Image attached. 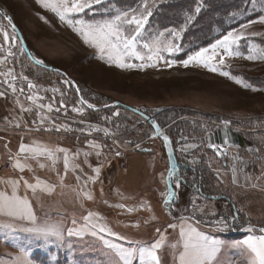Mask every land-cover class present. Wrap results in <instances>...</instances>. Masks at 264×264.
Returning <instances> with one entry per match:
<instances>
[{"label": "rangeland", "instance_id": "rangeland-1", "mask_svg": "<svg viewBox=\"0 0 264 264\" xmlns=\"http://www.w3.org/2000/svg\"><path fill=\"white\" fill-rule=\"evenodd\" d=\"M164 1L167 0H154L152 14ZM193 1L192 10L201 8L202 0ZM54 2L58 3L59 0ZM139 3L101 0V3H93L91 8H85L84 12L73 14V26L79 27L75 24L77 18L89 23L109 19L118 11L136 8ZM169 4L172 10L182 8L184 22L179 26L159 22L153 24L151 15L145 24L141 45L151 43L159 33L164 32V36L158 38L171 41L180 48L171 57L165 53V59L175 62L169 66L165 59L145 61L146 65L152 63L154 66L141 68V61L127 59L126 63H135L137 67L122 68L110 62L107 56L101 59L98 50L85 44L83 38L73 31V26L60 21L54 12L37 0H0V10L8 17H0V60L5 61L0 64V72H13L16 91L14 93L7 83H2L11 80L5 75H0V86L21 97L23 104L31 109L32 124L36 123L40 130L60 136L61 140L79 149L76 152L71 148L72 152L67 151V170L64 161L61 165L65 183H73L77 187L60 186L47 167L51 177L46 180L44 190L49 196L47 206H58L60 203L62 209L75 212L78 220L73 218L67 222L59 216V221L57 218L48 219L31 227L0 224V264H123L118 249H139L153 243L162 244L158 250L160 264H178V255L170 245L179 239L181 224L185 227L195 226L222 243V250L213 264H246L241 249L234 245L249 235L261 234L259 229L264 227L261 225L264 224V60H249L246 57L250 45L264 47V24L251 23L247 29L241 28V24L230 30L237 34L244 33L246 39L238 42L239 56H229L222 49L219 50L211 61L218 71H210L196 61L185 67L182 61L187 59L188 54L199 50L194 49V44H189L187 40L190 34L186 32L193 13L187 7H181V0H172ZM208 11L211 10L208 8ZM254 14L264 15L262 0H255V3L248 0L246 12L240 18L244 21ZM259 17L251 21H258ZM12 23L20 30L36 60L42 62L46 69L34 65L24 54L20 37L13 31ZM166 30H173L177 36H170ZM5 33L8 35L7 41L4 40ZM212 44L207 46L208 55L212 54ZM9 51L14 55L9 56ZM184 54V59H178ZM221 55L224 56L223 64L219 63ZM18 58L25 60L31 76L16 67L18 64L15 65L14 60L19 61ZM221 71L229 75H221ZM46 74L52 82L43 81L47 79ZM69 79L94 108L79 103L74 85L66 83ZM237 79L243 84L236 83ZM29 83L35 87L28 89ZM245 84L248 87L243 86ZM21 88L24 89L23 93ZM28 96H33L34 101L28 100ZM40 104L51 105L52 111L49 112L47 107L41 109ZM121 104L144 110L151 118L160 120L166 133H170V143L177 154L192 151L196 158L199 151L207 153L202 145L223 144L228 150L225 155L229 163L228 171L223 170L225 168L219 163L214 170L234 190L236 198L233 202L237 204L239 213L252 219V226H257L252 227L255 232L245 230L242 233L237 227H230L228 222L226 229L218 231L212 225H218L223 220L213 217L202 220L200 224L188 217L172 219L165 209L173 194L167 183L162 203L163 179L169 169L165 148L169 145L154 136L152 126L145 119L126 111L120 107ZM110 106H113L110 114H104ZM74 107L82 109V113L73 111ZM41 116L44 117L43 121ZM74 121L78 122L77 126ZM57 127L59 131H56ZM186 127L189 130L187 134ZM232 127L247 137L249 144L245 148L241 149L230 141L228 134L235 131L231 130ZM217 131L221 133V140H217ZM172 132H176V135ZM110 134L117 142L109 138ZM86 144L99 146L108 151L110 157L95 150V160H87L81 156ZM136 152L146 155L134 158ZM213 158L214 154L208 152L209 166L214 163ZM240 197H246L245 205ZM134 209L136 213H130ZM200 209L204 211L205 206ZM89 213L93 215L87 221L84 217ZM93 224L95 228H92ZM51 226L60 229L61 238L24 230ZM100 228L105 231H99ZM107 230L122 239L107 235ZM69 231L74 234L69 236ZM22 252L28 253L27 258ZM132 264H142L138 251L132 257Z\"/></svg>", "mask_w": 264, "mask_h": 264}, {"label": "snow or ice", "instance_id": "snow-or-ice-1", "mask_svg": "<svg viewBox=\"0 0 264 264\" xmlns=\"http://www.w3.org/2000/svg\"><path fill=\"white\" fill-rule=\"evenodd\" d=\"M38 3H41L46 9H50L55 15L59 18L60 21L66 22L69 26H73V19L71 18L73 14L78 15L79 13L84 12L85 8H91L93 3L99 4L101 0H59V2H54V0H37ZM255 3V0H252ZM264 2V0H262ZM154 7V0H140V3L136 8L118 11L114 16L109 19L96 20L93 22H86L82 19H75V24L79 27L73 26V31H76L84 40L85 44H88L98 50L101 54L100 58L104 59L107 56L110 62H114L117 67L122 68H135L137 65L135 63H126L127 59L139 60L142 63L140 67L145 66H154L152 63L147 65L144 63L157 61L160 59H165V53L168 57L173 56L174 54L180 51L179 46L173 44L171 41H161L158 37L164 36V32L158 34V37L152 40L151 43L145 42L141 45V40L145 31V24L148 21V18L152 15V8ZM200 8L197 7L196 11L199 12ZM259 22L264 24V15H261L258 18V21H249L241 25V28L247 29L251 23ZM14 31V29H13ZM168 34L172 37H176L177 33L173 30H166ZM246 39L244 33H239L234 31H228L220 39H217L211 47V55H208L209 48H201L194 53H190L187 56V59L182 61L183 65L187 67L190 62L196 61L197 63L203 64L204 67H207L210 71L216 72L218 69L211 64V61L219 54V50H223L229 56H239V41ZM4 40H8V35L5 33ZM249 55L247 59L249 60H264V47H253L249 46ZM9 56L14 55L12 52H8ZM5 61L0 60V64H3ZM165 62L171 66L175 61L172 59H165ZM37 63H42L37 61ZM220 64L224 63V56H220ZM221 75H229V73L221 71ZM0 75H5L10 77L11 80L3 81L2 83H7L8 86L15 93L16 86L13 81L16 80V76L11 70L7 72H0ZM24 79H27L25 77ZM66 83L71 84V81H66ZM236 83L243 84L239 79L236 80ZM248 87V85H243ZM35 87L33 84L29 83L27 85L28 89ZM78 90V89H77ZM254 91L256 89H253ZM20 91L23 93L24 89L21 88ZM4 93L0 92V96H3ZM28 100L34 101L33 96H28ZM39 99H43L39 97ZM79 103L81 105L86 104L87 102L81 98ZM63 106V105H62ZM47 107L49 112L52 111L51 105L45 106L40 104V108L43 109ZM88 108H94L92 104H87ZM26 111H31V109H22ZM59 109H57L58 111ZM75 112H81L80 108H73ZM44 117L41 116L43 121ZM60 129L57 127L56 131ZM67 130V129H65ZM159 131V129H157ZM95 146V145H93ZM20 153L30 154L32 158L37 156L44 155L49 159H53L55 163V153L62 152L64 153L63 161L65 170L68 169L69 165V156L67 150L62 148H57L55 151L41 148L37 146H26L24 144L20 145ZM87 155V154H85ZM15 167L19 168L20 171H23V166L20 165L17 161ZM98 173V169H96ZM23 179V178H21ZM79 180V177H77ZM233 181L235 182V176H233ZM26 187L32 188V185L28 181H24ZM179 182H177L178 184ZM19 182L12 183V194L6 195L5 193H0V214H6L9 217L19 218L23 220L25 218L32 219V213L28 201L24 198H21L17 195V189ZM34 190V189H33ZM195 206V202H193ZM92 213H89L88 216L84 217L85 220L90 221ZM183 219V218H181ZM96 225L93 224L92 228H95ZM170 227L175 228L176 225H170ZM212 227H215L218 231L224 230L228 227L227 221L220 222L218 225L214 224ZM25 231L35 233L37 235L44 236H54L56 238H61L62 233L60 229L56 226H51L43 229H34L26 228ZM249 233H254L255 230L249 226L246 229ZM99 231L104 232V228H100ZM261 234H252L249 235L246 239L238 242L234 247L241 249V254L245 257L246 264H264V227L259 229ZM74 233L72 231L68 232V235L71 236ZM78 235V233H76ZM107 235L116 236L117 239H122V237L117 236L116 233L107 230ZM115 247V246H112ZM162 247L161 243H153L150 246H142L139 249H118V254L120 259L123 261V264H132V257H134L139 252V257L142 261V264H160V257L158 255V250ZM171 249L175 251V254L178 255V264H213V261L217 258L218 254L222 250V243L211 237L210 235L205 234L202 230H198L195 226L185 227L183 224L180 226L179 230V239L176 243L170 245ZM22 255L27 258L28 253L22 252ZM19 259V258H17Z\"/></svg>", "mask_w": 264, "mask_h": 264}, {"label": "trees", "instance_id": "trees-1", "mask_svg": "<svg viewBox=\"0 0 264 264\" xmlns=\"http://www.w3.org/2000/svg\"><path fill=\"white\" fill-rule=\"evenodd\" d=\"M139 1L140 0H125V2L130 4H137ZM171 1L172 0H167L161 4H158L156 10L153 11L151 16V22L153 24L155 22H159L162 25L179 26L184 22L181 12L182 8L179 7L178 9L176 7V9L172 10V7L169 4ZM193 2V0H181V7H187L188 9H185L193 13L192 21L189 23L186 33L187 35L190 34V36L187 37V40L189 44H194V49H201L203 47L205 48L215 42L217 39L221 38L228 31L240 26L244 22L251 21L260 16V14H254L252 17H248L242 21L243 19H241L240 16L245 14L248 0H202L200 3V13L197 12L195 8L192 10ZM208 8L211 11H208ZM0 17L4 19L8 18L5 16V13H2L1 10ZM20 45L24 54L34 65L45 68L44 66L36 64V55L32 52L30 47L28 48L33 58L29 57V55L25 52L21 42ZM185 56L186 54L181 55L178 57V59L182 60L185 58ZM18 60L19 61L14 60V64H18L16 67L24 70L26 75L31 76L29 67L25 63V60L23 58L22 60L18 58ZM46 78L47 79L43 80L45 83L52 82V79L49 77V75L46 74ZM59 85L64 86V84L61 83ZM73 88L76 92L77 98L79 100L83 98L87 102L84 104L87 107L88 101L86 97H84L83 93H80L81 96H79V89L77 90L75 87ZM112 107L110 106L106 108L104 114H110ZM120 107L122 106L120 105ZM125 110L141 117L140 115L133 113L128 109ZM138 110L149 116L144 110ZM98 111H100V109H98ZM153 122H157L160 127L163 128L160 120H156L154 118ZM76 123L78 122L74 121V124ZM231 130L235 131H231V133L228 134L230 141L241 149L245 148L249 144L248 140H246L247 137L239 133L237 129L233 128ZM188 131L189 130L186 127L185 133L187 134ZM172 133L176 135V132ZM166 134L172 138L169 132ZM216 134L218 136L217 140H221V133L217 131ZM205 137L201 138V142L204 141ZM213 144L214 143L209 144L207 147L202 145L207 153H204V151L201 153L199 151V154L196 158L194 157V154H192V151H180L177 154L172 143H170V145L165 148V151L168 155L169 167L170 165L173 166V171L170 174V183L172 184V187L176 193L175 198L172 199L170 203H168L166 209L172 219L180 220L182 217H188L200 224L202 220L213 217L215 220L218 219L227 221L230 227L235 226L237 227L236 229L238 231L241 230V232L244 233L249 226L254 225V222L245 214L239 213L237 204L233 202V199L236 198L234 190L231 188V186H227L226 180H224V178L214 170L219 163L225 168L223 170L228 171L227 168L229 167V163L226 156L220 157L210 149V146ZM173 148L174 152L172 153ZM208 152L214 154V158L212 160L214 163L211 164L212 166H209V162L207 160ZM177 182L179 183L177 184ZM240 198L241 202H243L245 205L246 197ZM193 202H195V206ZM202 206H205L204 211H201L200 209ZM261 225L264 226V224ZM230 232L231 231H229V234H231Z\"/></svg>", "mask_w": 264, "mask_h": 264}, {"label": "crops", "instance_id": "crops-1", "mask_svg": "<svg viewBox=\"0 0 264 264\" xmlns=\"http://www.w3.org/2000/svg\"><path fill=\"white\" fill-rule=\"evenodd\" d=\"M0 92L4 93L3 96H0V162H5L8 159H12V171L0 175V193H5L6 195L10 196L12 194V183L18 181L19 186L17 189V195L28 201L30 211L32 213V219L25 218L23 220L9 217L6 214H0V224H15L18 226L22 224L31 227L37 225L40 222L47 221L48 219L57 218L59 221V216L60 219L65 218L67 222L72 221L73 218L78 220V216L75 214V212L62 209V205L60 203L58 206H47V200L49 196L44 193V190L46 186V180H48V177H51L48 174L47 167L51 170L53 174L52 177L54 176L55 180H58L57 183L60 186L67 185L65 187H77V185L73 183H71L72 185L65 183L63 175L64 171H62L61 167L63 162L62 152H59L60 155H58L57 152L55 153L54 163L53 159H49L44 155L32 158L30 154L20 153L19 148L21 144H24L26 146H37L53 151H55L57 148L64 149L63 147H65V150L70 152H72L71 149H75V152L79 149L74 147V145L71 143L61 140L60 136L47 134V132L40 130L39 127L36 126V123L32 124L31 111L22 110L28 108L21 101V97L14 95L12 92L2 88L1 86ZM93 145L86 144V147L81 150V156L87 160L89 158L90 161H94V152L95 150H98L102 152L104 156L106 155L105 157H110L108 151H105L99 146L95 147ZM118 155L119 154H117V156ZM144 155H146V153L144 154L136 152L133 156L134 158H138ZM17 161H19L20 165L23 166V171H20L19 168L15 167ZM25 180L28 181L30 185H32V188L26 187L24 183ZM163 181L164 190L162 193V203L166 192V174ZM125 206L128 205L125 204ZM130 213H136V209Z\"/></svg>", "mask_w": 264, "mask_h": 264}, {"label": "water", "instance_id": "water-1", "mask_svg": "<svg viewBox=\"0 0 264 264\" xmlns=\"http://www.w3.org/2000/svg\"><path fill=\"white\" fill-rule=\"evenodd\" d=\"M12 26H13V28L15 29V31L17 32V34L19 35V37H20V42H21V44H22V46H23L25 52L29 55V57L33 58L32 55H31V53H30V50H29V48H28V45H27V43L25 42V40H24V38H23V36H22L20 30L16 27V25H15L14 23H12ZM34 61H35V60H34ZM35 62H36V64H38V65L44 66V65L41 64V63H37V61H35ZM69 80H70V79H69ZM70 81L72 82V84L74 85V87L77 89V85H76L72 80H70ZM78 93H79V96H81L80 92H78ZM121 106L124 107L125 109H128V110L132 111L133 113H136V114L140 115L141 117H143V118L145 119V121L148 122V123H150L151 126L153 127V130H154V133H155L154 136H158V137L163 138L164 141H165V144L170 145L171 140H170L169 136H168L166 133H164L163 129L160 127V125H159L157 122H153V120H154L153 118H150L149 116L143 114V113H142L141 111H139L138 109L132 108V107L127 106V105H124V104H121ZM157 129H159V131H157ZM210 149H211L212 151H214V152H215L218 156H220V157H224L225 155L228 154L227 148L224 147V146H222V145H216V144H213V145L210 146ZM172 171H173V166L170 165V167H169V169H168L167 176H166V182H167V185H168V187H169L170 189H172V192H173V194H172V198L170 199V202H171L172 199H174L175 196H176V193H175V191H174V189H173V187H172V184L170 183V174L172 173ZM251 227H257V226H252V225H251Z\"/></svg>", "mask_w": 264, "mask_h": 264}, {"label": "built area", "instance_id": "built-area-1", "mask_svg": "<svg viewBox=\"0 0 264 264\" xmlns=\"http://www.w3.org/2000/svg\"><path fill=\"white\" fill-rule=\"evenodd\" d=\"M109 138H111V140L113 139V141L117 142L113 135L110 134ZM12 171V159H8L5 162H0V175L9 173Z\"/></svg>", "mask_w": 264, "mask_h": 264}]
</instances>
